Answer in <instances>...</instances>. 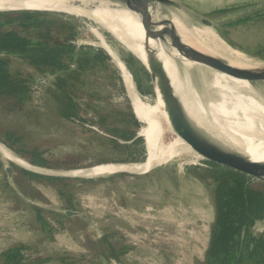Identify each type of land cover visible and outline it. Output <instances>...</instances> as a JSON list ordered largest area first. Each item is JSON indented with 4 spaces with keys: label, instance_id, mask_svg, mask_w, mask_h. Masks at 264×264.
I'll return each mask as SVG.
<instances>
[{
    "label": "rangeland",
    "instance_id": "1",
    "mask_svg": "<svg viewBox=\"0 0 264 264\" xmlns=\"http://www.w3.org/2000/svg\"><path fill=\"white\" fill-rule=\"evenodd\" d=\"M39 10L75 26L76 34L72 39L75 46L103 49L90 30V27H95L105 36L120 59V55L129 59L128 72L134 83L136 84L137 78L142 89L147 88V77L129 52V48L134 51L138 49L145 60L142 47L132 45L126 39V33L129 38L136 36V33L101 19L91 21L65 12ZM261 10L264 9L242 7L204 16L221 18L213 27L218 35L230 46L254 60L264 62V18L259 17V13L254 15ZM13 11L16 10L2 12ZM247 16L252 17L241 20ZM156 47L158 48L157 45ZM158 50L160 51L159 48ZM105 53L107 54L106 51ZM159 58L164 60L161 52ZM11 60L13 65L19 63L15 58ZM20 66L23 71L30 72L36 81L33 82L29 96L23 103L15 104L10 99L0 100V142L2 143L1 139L11 140L8 132L18 134L20 140L14 147L20 149L24 155L20 156L2 144L27 162L32 150L39 152L50 166L38 167L48 170V174L52 176H59L62 171L94 170L118 164L113 161L99 162L103 159L117 160L124 157L109 140L110 134L104 129V125L119 126L116 118L119 119L123 115L121 113L126 111V103L131 107L130 100L132 102L130 85L115 61L110 57L108 62L98 64L82 75V81L74 92L79 117L73 119H65L58 113L56 101L50 91L54 75L37 74L25 63ZM156 66L161 90L156 93L155 99L162 101L168 112L170 107L173 110H181L176 104L177 99L172 87L158 70L157 60ZM195 80L197 83V77ZM253 85L264 96V81L254 82ZM185 96L184 100L187 102ZM189 99L193 104L194 98L191 100L190 94ZM170 100L175 107L165 106L167 101L171 103ZM100 114L108 115L104 125L99 122ZM193 161L186 153H179L166 163L147 168L150 170L121 171L97 177L65 176L63 183L52 184L45 180L28 179L20 170L23 168L0 154V252L21 242L31 247L25 251L28 258L46 259L41 264H203L205 257L202 254H193L185 249L177 252L179 249H175L171 244L165 247L159 244L151 248L146 237L151 233L160 235L163 226L166 233L178 236L179 227L172 222L163 224L157 219L160 216L158 213L163 212V209L158 207L165 202V198L171 200L172 196L178 197L181 193L173 191V188L177 187V184H183L184 187L185 183L189 182V178H182L179 173L193 168L195 170L191 175L202 178L207 186L211 185V180L203 169L206 166ZM5 162L13 168L12 184L9 183L4 170ZM58 189L66 192L65 195H61ZM184 200L183 198L179 202L166 203L172 206L183 205L176 206L174 210L189 213L186 210L189 211L190 208L184 206L187 205ZM34 208H38L39 215L48 222L50 233L42 229ZM62 209H70L78 214L65 216L61 213ZM256 232H259V236L263 234L264 220L252 229V235ZM131 235H137V244H132ZM114 251L123 253L115 258ZM57 256H65L71 263L56 260ZM74 259L79 261L72 262ZM0 264H3L1 259Z\"/></svg>",
    "mask_w": 264,
    "mask_h": 264
},
{
    "label": "trees",
    "instance_id": "2",
    "mask_svg": "<svg viewBox=\"0 0 264 264\" xmlns=\"http://www.w3.org/2000/svg\"><path fill=\"white\" fill-rule=\"evenodd\" d=\"M227 10L229 8L215 10L213 13ZM251 17L247 16L241 20ZM75 34V26L45 11L0 12V52H4L0 55V100L10 99L18 104L27 99L36 80L34 81L35 78L30 72L23 71L20 64L25 63L37 74L54 75L49 89L56 101L59 115L65 119L79 117L74 92L82 81V75L98 64L108 62L110 57L100 48L75 46L72 42ZM120 57L130 69L129 59L123 55ZM14 58L19 62L16 65H13L11 60ZM135 79L140 91L142 89L140 81ZM121 114L123 115L119 119L116 118L117 123L118 121L120 123L119 126L104 125L107 114H100L99 122L104 125V129L110 134L109 140L124 157L117 160L103 159L99 162L113 161L126 164L151 159L156 147L146 141L145 151L143 137L139 135L140 124L129 103H126V111ZM8 134L11 140L1 139L2 143L16 154L24 155L20 149L14 147V144L20 140L18 134L13 132ZM30 153L32 155L28 161L32 165L50 166L39 152L32 150ZM203 169L211 180L214 204V220L210 228L203 264H264V232L261 236L252 235V229L264 220V183L217 166H206ZM20 170L28 179L35 181L45 180L59 184L66 179L62 176ZM58 192L61 195L66 193L62 189H58ZM34 211L42 229L50 233L49 224L39 215V209L34 208ZM30 249V245L17 242L0 252V259L3 264H41L46 260L28 258L25 251ZM114 252L115 258L123 253ZM55 259L63 263H71L65 256H57ZM71 261L76 262L79 259Z\"/></svg>",
    "mask_w": 264,
    "mask_h": 264
},
{
    "label": "bare ground",
    "instance_id": "3",
    "mask_svg": "<svg viewBox=\"0 0 264 264\" xmlns=\"http://www.w3.org/2000/svg\"><path fill=\"white\" fill-rule=\"evenodd\" d=\"M97 1L0 0V12L21 9L59 11L85 17L91 21L105 20L116 27H124L128 32H138L140 35L144 32L148 33L150 37L154 38L164 56L166 66H164V60L156 59L159 64L158 70L164 75L167 84L172 87L177 99L176 104L181 109L176 108L177 114L191 127L190 131L199 133L207 141L206 143L234 154L240 159L264 161V96L261 92L246 80L186 60H178L175 51L170 52L167 47H172L173 43L190 46L202 52L225 58L233 65L238 66L261 61L254 60L230 46L213 28L193 26L182 14L167 5L155 4L156 10L152 24L142 28L135 13L123 8L114 10L99 6V1ZM94 2L98 3L97 6H94ZM90 30L99 45L115 61L122 76L128 81L136 115L145 124L140 128L139 134L156 147V152L151 159L139 163L103 166L94 170L62 171L60 174L97 177L121 171H141L137 169L152 168L166 163L173 156L179 154L175 150V146L182 143L178 139L181 132L175 127V118L163 107L162 101L154 99L153 103H149L141 99L140 91L136 88V84L128 72L129 69L119 60L114 48L95 27H90ZM129 50L144 60L140 53L130 48ZM194 77H197V83ZM160 90L161 83L159 82V92ZM189 94L191 100L194 98L193 104L190 102ZM184 95H186L187 102L184 100ZM170 105L175 107L172 102L167 101L165 104L167 108ZM193 111L194 113H192ZM168 133L175 136V139L171 138L164 142ZM157 138H159L158 141ZM0 154L3 158L20 166L41 171L26 160L17 157L1 142Z\"/></svg>",
    "mask_w": 264,
    "mask_h": 264
},
{
    "label": "water",
    "instance_id": "4",
    "mask_svg": "<svg viewBox=\"0 0 264 264\" xmlns=\"http://www.w3.org/2000/svg\"><path fill=\"white\" fill-rule=\"evenodd\" d=\"M98 1H99V6H104L114 10L115 9L119 10L123 8L131 13H135L138 19V23L142 26V28H146L152 24L154 12L156 10L155 4L157 3L162 5H167L172 9L178 11L193 26H198V27L204 26V27L213 28L221 20V18L212 19L209 18L208 16H204L202 14L189 10L183 7L182 5L178 4L174 0H98ZM97 4L98 3L94 2V6H97ZM261 5L263 6L264 2ZM21 10H28V9H21ZM32 10H39V9H32ZM103 37L105 38L104 35ZM126 39L132 45L142 47L145 60H142L139 55L134 54L130 50L129 52L133 55V57L139 64V67L144 71L147 77V88L140 90V97L144 101L153 103L156 93L159 92V80L157 74L156 59L160 57V51L155 45L156 42L154 38L150 37V35L146 32H144V34H142L141 36L138 32H136V36L132 35L130 38L129 35L126 33ZM117 41L121 43L119 40ZM167 48L170 52L175 51L178 60L181 61L186 60L190 63H194L196 65L205 68L214 69L224 74L233 76L235 78L246 80L251 84H253L254 82L264 81L263 61L258 63H247L245 66H238V65H233L229 60L225 58L202 52L190 46L173 43L172 47H167ZM3 54L4 52H0V55ZM117 57L119 58L118 55ZM119 60L123 63V61L120 58ZM130 103L133 114L140 124V128L144 127L145 124L136 115L135 107L131 102V100ZM169 112L172 115V117L175 118L174 121L176 123V126L175 125L174 126L177 127V129L181 132V134L179 133L180 135H178L179 136L178 139H180L182 143H180L178 146H175V150L178 153L180 154L186 153L187 156H189L195 162H198L202 165L221 167L242 174L244 176H247L252 180H256L264 183V161L262 162L252 161V160L246 161L240 159L238 156L234 154L222 151L218 149L216 146H212V144L210 143H206L207 141L199 133H195V132L192 133L190 131L191 127L188 124H186L184 119L179 114H177L178 112L176 111V108L175 110H173L170 107ZM167 136L165 137L164 142L170 140L171 138L175 139V136L170 135L169 133ZM158 140L159 138H157V141ZM144 147L146 151L145 141H144ZM20 167L28 171H32L40 174L47 173L45 175H50L48 174L49 173L48 170H44L43 168L38 166L35 167L41 169V171L31 170L23 166ZM4 170L7 174L9 183L12 184L13 183L12 166L5 162ZM59 176L65 177L66 175L61 174ZM61 213L64 214L65 216H72L78 214L76 211L70 209H62ZM255 235L259 236V232H256Z\"/></svg>",
    "mask_w": 264,
    "mask_h": 264
},
{
    "label": "crops",
    "instance_id": "5",
    "mask_svg": "<svg viewBox=\"0 0 264 264\" xmlns=\"http://www.w3.org/2000/svg\"><path fill=\"white\" fill-rule=\"evenodd\" d=\"M183 7L197 12L202 15H208L213 13L215 10L227 9L235 10L239 8L254 7L262 8L261 5L264 0H174ZM227 10V11H229ZM226 12V11H225ZM193 168H187L186 171L180 177L189 178V182L183 184H177V187L173 188V191H180L181 193L177 196H172L171 200L165 198V202L162 203L158 208H162L163 212L160 214L157 221L163 224L172 222L177 227H179L178 236L169 235L166 233L165 226L161 234L151 233L147 234L148 245L156 246L161 244L162 246L171 244L175 249H179L177 252H181L182 249L187 250L190 253L202 254L205 257L207 246L210 238V228L214 220V204L212 199L211 185L207 186L204 184L202 178L199 179L196 175H191L194 173ZM190 174V175H189ZM210 183V182H209ZM185 199L184 202L189 207L190 210L182 213L174 209L176 205L172 206L168 201L179 202ZM190 203V204H189ZM175 205V204H173ZM161 210V209H160ZM173 211V213H171ZM176 215V216H173ZM183 231V232H180ZM133 242L132 244H137L136 239H139L137 235H131ZM142 237V236H139ZM152 242V244H151ZM152 248V247H151ZM193 249V250H190Z\"/></svg>",
    "mask_w": 264,
    "mask_h": 264
},
{
    "label": "flooded vegetation",
    "instance_id": "6",
    "mask_svg": "<svg viewBox=\"0 0 264 264\" xmlns=\"http://www.w3.org/2000/svg\"><path fill=\"white\" fill-rule=\"evenodd\" d=\"M263 9H264V5H263V7H262ZM257 13H259L258 15H259V17H264V10H261V11H257V12H255V14L254 15H256ZM263 221V220H262Z\"/></svg>",
    "mask_w": 264,
    "mask_h": 264
},
{
    "label": "built area",
    "instance_id": "7",
    "mask_svg": "<svg viewBox=\"0 0 264 264\" xmlns=\"http://www.w3.org/2000/svg\"><path fill=\"white\" fill-rule=\"evenodd\" d=\"M193 163H198V162H195V161H193ZM199 165H202V164H200V163H198ZM205 166V165H204Z\"/></svg>",
    "mask_w": 264,
    "mask_h": 264
}]
</instances>
